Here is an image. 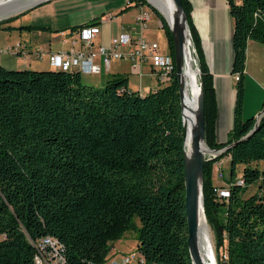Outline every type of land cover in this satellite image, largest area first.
<instances>
[{
	"label": "trees",
	"instance_id": "1",
	"mask_svg": "<svg viewBox=\"0 0 264 264\" xmlns=\"http://www.w3.org/2000/svg\"><path fill=\"white\" fill-rule=\"evenodd\" d=\"M180 2L200 72L204 143L224 148L203 163L202 211L213 232L214 259L216 264H264V192L243 196L248 186L264 180V116L254 126L253 117L240 118L246 43L264 44V0H224L236 81L232 127L219 144L213 139L212 76L190 4ZM152 10L172 56L169 29ZM16 16L0 21V29L10 28L2 25ZM180 110L174 68L154 90L141 94L119 73L93 87L74 69L0 67V264H34L35 246L45 237L55 241L63 264H101L112 242L129 228L136 230L135 249L143 264H192ZM222 159L229 163L220 186L226 196L210 178L212 163ZM237 165H242L239 178Z\"/></svg>",
	"mask_w": 264,
	"mask_h": 264
},
{
	"label": "crops",
	"instance_id": "2",
	"mask_svg": "<svg viewBox=\"0 0 264 264\" xmlns=\"http://www.w3.org/2000/svg\"><path fill=\"white\" fill-rule=\"evenodd\" d=\"M190 4V18L193 25L198 33L201 41L202 54L207 65L208 71L212 76V84L214 89V102H215V115L213 124V139L214 143H224L229 130L232 127L233 121V106H234V95H235V79L236 75L230 71V63L232 58V51L229 45L230 35L232 33L231 22L229 14L227 15L225 9V3L223 0H187ZM47 3V2H46ZM44 4V3H42ZM36 5L25 11H22L12 21L6 22L2 27L9 26L8 29H0V67L5 69H48L47 54L51 52H68V51H83L95 53L98 46H106L110 36L100 41L99 31L96 30L95 37L92 39L91 44L85 47L77 37V33L71 30L74 25L96 21L95 24L91 25L95 27L100 22L99 17H94L87 22L73 23L64 28H51L44 30H33L30 28L18 29L19 26H38L33 25L29 20H22L30 10L42 5ZM132 3H130L131 5ZM129 8V7H128ZM135 13H133V26L134 17L139 12H144L140 5H134ZM227 8V7H226ZM120 8L118 13L125 10ZM223 16L225 21V32L222 40L220 36V18ZM228 16V17H227ZM116 17V15H115ZM106 16L100 17L101 21L106 20ZM149 17L147 16V20ZM146 20V21H147ZM145 21V23H146ZM159 27V26H158ZM145 28V27H144ZM143 28V29H144ZM47 31L46 34L43 32ZM120 34L129 33L133 36L131 25L122 23L119 26ZM52 33H57L49 35ZM34 33V34H33ZM38 34L39 36H35ZM42 37L45 38L44 42H41ZM134 37V36H133ZM143 37V36H141ZM147 41H153L149 37H143ZM63 40L65 42H63ZM70 41L74 44L71 46ZM19 43V48L15 50V45ZM167 49V47H166ZM162 49L161 51H166ZM37 51H41L42 55L40 59L37 58ZM264 45L253 40H248L245 49V63L243 68V83L245 90L249 89V86L253 88V93L256 96L255 101L249 106L246 105L245 100L242 103V115L245 118L253 117L260 111V107L264 105ZM117 67L121 65L119 61H113ZM125 62V61H123ZM263 62V63H262ZM262 63V64H261ZM126 70H111V62L109 63L108 69H106L101 58L95 54L93 57L91 67L87 70L79 71L80 77L89 85H99L104 83L111 74L122 73L124 71L129 74L132 73L127 62ZM150 70V61L146 60L142 65V75L148 76ZM120 71V72H119ZM141 75V76H142ZM140 76V77H141ZM138 77V79L140 78ZM127 87L131 89L129 81H127ZM159 81L155 78L148 76V88L145 91L154 90ZM139 89L142 87L138 81ZM133 90V89H131ZM228 163L226 159L221 160V166Z\"/></svg>",
	"mask_w": 264,
	"mask_h": 264
},
{
	"label": "rangeland",
	"instance_id": "3",
	"mask_svg": "<svg viewBox=\"0 0 264 264\" xmlns=\"http://www.w3.org/2000/svg\"><path fill=\"white\" fill-rule=\"evenodd\" d=\"M127 3H128V0H49L47 1V3L45 2L44 4L27 12L25 15H23L22 20L24 21L29 20L31 21L33 25H38L41 27L49 26L51 28L61 29L73 23L87 22L94 17H99L100 22L97 23V25L93 28H96L97 31H99L100 41L102 42L104 38H107L110 36H115V37L119 36L120 35L119 26L122 23H127L131 25V27L133 26V13H135V8H133L132 4L127 5ZM125 6H129V8H127L125 11L121 13H118L120 8H124ZM226 7L227 6H225V9H226L225 11L228 15V11ZM140 8H142L144 13L149 17V19L145 23V28L140 30V35L146 38L149 37L150 39L155 41L159 45L160 48L165 50L167 47V41H166L164 32L162 31L161 28L158 27L159 20L152 10L154 8L151 5L147 4L146 1L145 3H142L140 5ZM20 13L21 12H17L12 15H9L5 18L0 19V21L2 22L4 19L8 17L19 15ZM102 16H106L107 17L106 20L101 21L100 17ZM219 18H220V24H219L220 32L219 33H220L222 40L224 41L223 36L225 32V21L223 20L222 15H220ZM229 19L231 22L230 17ZM164 21H166V19ZM231 28H232V22H231ZM46 32L47 31H44L43 33L46 34ZM50 33L51 34L49 35L57 34V33H52V32ZM35 36H39V35L35 34ZM44 40L45 38L42 37L41 42H44ZM253 41H256V40H253ZM229 45L231 47V35L229 39ZM261 45H264V44L261 43ZM200 48H201V41H200ZM263 60H264V57H263ZM113 61L115 60L110 61L111 70H121V69L126 70V65L124 64L125 62L119 61L121 65L117 67L116 63ZM231 62H232V58H231ZM193 67H195V64H193ZM230 68H231V65H230ZM119 74L127 78V81H129L130 86H132L130 87L131 89L138 91L141 94H144L145 91L147 90L145 88H148L146 87L148 86V76H146L145 74L142 75L139 79L137 75L129 74L126 71L119 73ZM138 81L140 82L142 86L140 89L138 87ZM81 82L83 84L89 85L82 78H81ZM102 84L103 83H100L99 85H95V86L91 85V86L99 87ZM262 98H264V95ZM255 99H256V96L253 93V88L249 86V89L245 90L244 83H243V101L245 100L246 105L249 106L255 101ZM261 109L262 107H260V110ZM240 116H241L240 117L241 119L245 118V116L242 115V112ZM261 165L262 164L259 163L257 166L260 168ZM241 169H242V165L236 166L235 178H239ZM221 170L223 173V181H221V183L219 181H216L217 184L224 183V181H226V179L228 178L229 163L225 162V164L221 166ZM216 172H217L216 166L215 164L212 163L211 170H210V178L212 181L216 180ZM259 191H261L262 193L264 192V180L263 179H261L260 181H258L257 183L253 185L248 186L245 192L243 193V196H248L250 194L257 193V192L259 193ZM134 222L137 223L136 220H134ZM208 230H209L211 245H212V250H213V232L211 231L209 226H208ZM135 246H136V230L135 228L133 229L129 228L123 233V235L119 239L112 242V247L109 251L108 258L104 263H101V264H120L122 261V258L128 256L129 254L137 255Z\"/></svg>",
	"mask_w": 264,
	"mask_h": 264
},
{
	"label": "built area",
	"instance_id": "4",
	"mask_svg": "<svg viewBox=\"0 0 264 264\" xmlns=\"http://www.w3.org/2000/svg\"><path fill=\"white\" fill-rule=\"evenodd\" d=\"M147 15L144 12H139L134 17V26H132L133 36L129 33H122L119 36L110 38L106 46H98L95 53L71 50L68 52H51L47 54V64L50 68L63 70L83 71L91 67V63L95 54L101 58L103 66L108 69L111 60L125 61L129 65L130 70L138 77L142 75V65L146 60L150 61V70L148 76L155 78L159 82H164L167 78L169 70L173 68V58L168 54V51H161V48L155 41H147L140 35V30L145 27ZM78 40L88 47L92 39L95 37L96 30L93 26H87L79 29L77 32ZM63 42H65L63 40ZM74 44L70 41V45ZM186 50L193 64L197 63V58L190 35L187 36ZM19 48V43L15 45V50ZM41 51H37V58L40 59ZM264 116V105L262 109L253 116V123ZM224 148L216 149L210 154H206L205 158L210 159L222 152ZM217 169L216 181H223V173L221 170V160L214 163ZM222 184H217L218 194L226 196V189L220 188ZM55 241L45 237L38 241L36 253L33 257L34 264H63V258L55 248ZM120 264H143V259L138 255L129 254L122 258Z\"/></svg>",
	"mask_w": 264,
	"mask_h": 264
},
{
	"label": "water",
	"instance_id": "5",
	"mask_svg": "<svg viewBox=\"0 0 264 264\" xmlns=\"http://www.w3.org/2000/svg\"><path fill=\"white\" fill-rule=\"evenodd\" d=\"M49 0H41L36 2L27 8L25 11L36 5L45 3ZM147 4L151 5L147 0H144ZM174 7L173 22L171 25H166L169 29L171 42H172V58L173 68L178 83V93L180 99V113L183 133V157H182V171H183V189H184V217L186 223V246L188 250V256L192 264H202L197 252V210L198 204L202 209V195L201 186L203 180V163L205 161V155L216 150L209 149L204 143V130H203V94L200 88V72L195 64L197 70V85L198 93L195 99V109L193 115V122L188 130L189 147L188 150L184 149V135L185 126L183 122L182 114V99H183V67H184V50H186L187 36L190 35L186 23V15L181 5L180 0H170ZM161 16L162 14L151 5ZM20 11V12H22ZM163 17V16H162ZM164 19V17H163ZM165 20V19H164ZM255 124H253L254 126ZM252 127L251 130H253ZM201 144L205 146V149H201ZM215 262V259H214ZM216 264V262H215Z\"/></svg>",
	"mask_w": 264,
	"mask_h": 264
},
{
	"label": "bare ground",
	"instance_id": "6",
	"mask_svg": "<svg viewBox=\"0 0 264 264\" xmlns=\"http://www.w3.org/2000/svg\"><path fill=\"white\" fill-rule=\"evenodd\" d=\"M41 0H0V19L20 12ZM158 9L169 25L173 22L174 7L170 0H147ZM182 114L185 126L184 149L188 150V130L193 122L195 99L198 93L197 70L193 67L187 50H184ZM201 149L205 146L201 144ZM197 252L202 264H215L208 226L200 204L197 210Z\"/></svg>",
	"mask_w": 264,
	"mask_h": 264
}]
</instances>
